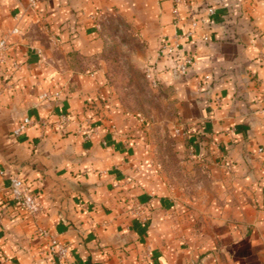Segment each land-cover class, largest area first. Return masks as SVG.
<instances>
[{
	"label": "crops",
	"instance_id": "1",
	"mask_svg": "<svg viewBox=\"0 0 264 264\" xmlns=\"http://www.w3.org/2000/svg\"><path fill=\"white\" fill-rule=\"evenodd\" d=\"M206 5L216 14L181 46L195 64L180 74L172 59L157 62L160 86L174 90L191 131L188 152L210 167L212 198L200 216L155 173L137 176L140 140L128 121L114 120L116 109L85 122L97 72L74 71L51 52L99 50L95 19L110 10L133 24L151 57L175 31L171 0H41L33 10L27 0H0V248L8 257L0 264H51L36 226L69 246L65 264H264V0H188L179 6L182 31ZM59 110L67 127L12 135L23 116L54 121ZM15 175L38 196L36 218L10 197ZM147 199L143 222L132 208Z\"/></svg>",
	"mask_w": 264,
	"mask_h": 264
},
{
	"label": "rangeland",
	"instance_id": "2",
	"mask_svg": "<svg viewBox=\"0 0 264 264\" xmlns=\"http://www.w3.org/2000/svg\"><path fill=\"white\" fill-rule=\"evenodd\" d=\"M95 23L98 25L99 50L84 53L51 51L56 57L65 56L74 71L97 72L91 77L96 82L94 85L97 86L93 85L96 92L89 93L83 101L84 111L90 110L84 117L85 122L92 124L94 116L107 117L106 110L116 109L114 120L121 124L128 121L127 129L132 128L128 133L135 132L140 140L138 158L143 166L137 170V176L145 179L155 173V178L164 183L172 199L203 215L199 209L212 198L206 173L210 167L194 161L187 150L190 137L177 131L188 126L178 114L174 90L161 88L160 80L154 86L146 77V67L155 60L156 52L148 56L142 35L119 13L107 10L95 19ZM92 87L90 91H93ZM81 131L77 129V132ZM149 180L153 179L149 177ZM154 196L158 197L151 194L149 198ZM150 199L135 201L145 204L142 212L136 213L135 204L132 208L143 222L147 220L145 209ZM190 202L194 203L191 205Z\"/></svg>",
	"mask_w": 264,
	"mask_h": 264
},
{
	"label": "built area",
	"instance_id": "3",
	"mask_svg": "<svg viewBox=\"0 0 264 264\" xmlns=\"http://www.w3.org/2000/svg\"><path fill=\"white\" fill-rule=\"evenodd\" d=\"M41 0H27V9H35ZM188 0H171L172 2V24L174 26V33L168 41H162L158 47L155 55V60L149 63L146 67V77L156 86L159 83L160 76L157 68V62L161 58L172 59L174 61V69L180 74H186L188 69L195 64V60L189 53L183 52L181 46L184 41L192 38L199 26L207 25L214 15L216 14V5H206L201 8L196 14L189 19L188 27L185 30H181L183 20L179 12V6L186 3ZM16 27L12 28V33H17ZM204 40H207V36H204ZM7 46L6 39L0 40V60ZM15 68H19V63L13 62ZM204 81H207L209 75H204ZM51 96L57 97V94L50 95L47 92L41 94L42 99H48ZM71 118L69 114L63 110H59L54 121H50L47 118H34L30 116H23L17 125L12 129L11 133L13 136H19L28 128L38 127L40 134H45L48 128L57 130L67 127L70 123ZM96 128H91L90 132L95 131ZM182 134L190 137L191 131L189 128L177 129ZM87 132V131H86ZM87 132V134H88ZM258 153L264 155V144L260 145L257 149ZM4 175V171L0 167V176ZM7 184L10 191L11 199L28 215L36 218L43 211V207L38 199V196L33 193L29 185L19 176H10L7 178ZM145 204L137 201L135 203L136 213H140L143 210ZM142 212V211H141ZM35 233L44 241L46 245V252L51 257V264H65L69 255V246L60 241L58 236L52 232L49 228L36 226ZM0 261H8V257L0 249Z\"/></svg>",
	"mask_w": 264,
	"mask_h": 264
}]
</instances>
